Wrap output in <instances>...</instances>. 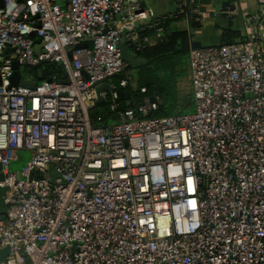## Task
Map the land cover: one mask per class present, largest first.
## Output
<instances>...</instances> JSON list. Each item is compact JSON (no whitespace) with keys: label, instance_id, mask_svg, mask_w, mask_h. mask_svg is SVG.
Masks as SVG:
<instances>
[{"label":"built area","instance_id":"1","mask_svg":"<svg viewBox=\"0 0 264 264\" xmlns=\"http://www.w3.org/2000/svg\"><path fill=\"white\" fill-rule=\"evenodd\" d=\"M257 1L245 40L191 47L195 111L145 118L163 104L146 97L103 126L89 115L98 95L118 110L119 89L132 81H112L128 66L121 43L139 50L160 40L170 19L203 22L214 12L200 0L164 13L147 0L0 1L2 81L15 61L31 83L25 66L61 63L67 76L0 85V250L9 248L0 264H264ZM103 84L109 89L98 92ZM22 151L30 156L13 170Z\"/></svg>","mask_w":264,"mask_h":264},{"label":"trees","instance_id":"2","mask_svg":"<svg viewBox=\"0 0 264 264\" xmlns=\"http://www.w3.org/2000/svg\"><path fill=\"white\" fill-rule=\"evenodd\" d=\"M235 1L223 2V8L237 9V6H232ZM200 2L207 6L210 1L200 0ZM189 9L190 7L187 6V12ZM195 18L193 14L182 13L178 18H172L164 25L163 36L160 40L153 43L141 42L139 50L135 44H131L130 50L139 57L148 60V63L137 69H132L128 64L122 73L112 78L116 84L128 76L132 77V81L126 87L119 89L118 110L110 109L111 98L95 103L89 110L93 125L103 126L116 121L120 111L137 109L146 97L159 96L162 98L163 104L145 118L177 115L190 112L193 109L195 96L190 69V49L194 46H202V44L194 40L192 31L184 29L182 25L187 22L191 29L201 27L202 25ZM155 32V29H148L142 34L152 37ZM220 37V44H228L245 40L247 33L240 28L239 22L234 24L233 20H228L227 26L222 28ZM39 70L42 71V80L39 79ZM22 74L30 76L37 83L54 78L62 82L67 81L65 68L61 63L45 62L36 67L25 66L22 69ZM134 82L137 83L136 86ZM143 89H145L144 92ZM0 210H3V205Z\"/></svg>","mask_w":264,"mask_h":264},{"label":"rangeland","instance_id":"3","mask_svg":"<svg viewBox=\"0 0 264 264\" xmlns=\"http://www.w3.org/2000/svg\"><path fill=\"white\" fill-rule=\"evenodd\" d=\"M209 1L210 2L208 3L207 7L214 13H212V15L208 18L207 21L204 20V25L200 28L199 32H195L194 30H192V34H194L192 37L194 40L200 42L202 45L205 46L214 45V44L218 45L221 42L220 36H221L222 28L227 26L228 20H233L234 24L236 22H239L240 28L243 29L245 33L248 32L244 18L247 17L249 14H252L250 13V11L253 13L257 12V11H252L256 7L257 0H236L235 2L232 3V6L233 5L237 6L236 10L235 9L228 10L223 8V2H227L229 0H209ZM147 4L153 7L157 12H162L164 10H168V11L174 10L177 3L172 2V0H147ZM247 11L248 13H245ZM182 26L184 27V25ZM195 109H196V100L194 97L193 109L190 112L195 111ZM19 156L21 157V159L18 162L11 164L13 170H20L24 166L27 159L29 158L30 153L22 151L20 152ZM22 159L24 160L22 161ZM4 193L5 190L0 187V209L4 202Z\"/></svg>","mask_w":264,"mask_h":264},{"label":"water","instance_id":"4","mask_svg":"<svg viewBox=\"0 0 264 264\" xmlns=\"http://www.w3.org/2000/svg\"><path fill=\"white\" fill-rule=\"evenodd\" d=\"M1 1V0H0ZM178 2H181L183 0H177ZM1 5V3H0ZM143 5H146V3H143ZM91 43H85V44H78L75 46V48H81V47H86L89 46ZM121 51H122V57L123 59L131 66L132 69H137L143 65H146L148 63V60H145L141 57H139L136 53H134L133 51L130 50L131 48V43H121L120 45ZM9 50L6 49L4 54L7 53ZM2 55V54H1ZM0 55V57H1ZM69 56L71 57V52L69 53ZM14 67V72L13 74L7 78L5 81H2L1 77H0V85L2 83H5L9 88L10 87H30V88H35L36 87V82L35 83H31L26 81V79H24L20 73L19 70V63L17 61L14 62L13 64ZM39 79H43V75H42V71L39 70ZM51 80V79H48ZM136 82H134V85L136 86ZM105 89H109V86L107 84H103L101 86H99L97 88V91L100 92L102 90ZM103 101V98L101 96L98 95L97 98V102H101ZM0 178L3 179V175L0 174ZM6 219V215L5 214H0V221H3ZM9 252V248L5 247L4 249L0 250V260H2L4 258L5 255H7Z\"/></svg>","mask_w":264,"mask_h":264},{"label":"crops","instance_id":"5","mask_svg":"<svg viewBox=\"0 0 264 264\" xmlns=\"http://www.w3.org/2000/svg\"><path fill=\"white\" fill-rule=\"evenodd\" d=\"M172 2H175V3H177L178 4V1L177 0H172ZM176 4V5H177ZM176 8V7H175ZM258 9H259V4H258V1H257V4H256V7L252 10V11H258ZM168 10H164V11H162V12H158V13H164V12H167ZM245 13H248V11L247 12H245ZM245 13H243V14H245ZM250 13H253V12H251L250 11ZM208 20V18L207 19H205V21H207ZM200 24L203 26L204 25V20H203V22H200ZM184 29L186 28V29H190L191 31L192 30H194L195 32H199V30H200V28L202 27H199V28H193V29H191V28H189V26L184 22ZM243 30V29H242Z\"/></svg>","mask_w":264,"mask_h":264}]
</instances>
